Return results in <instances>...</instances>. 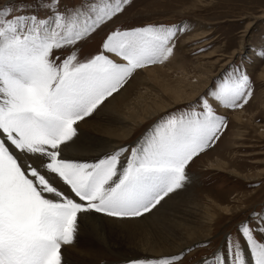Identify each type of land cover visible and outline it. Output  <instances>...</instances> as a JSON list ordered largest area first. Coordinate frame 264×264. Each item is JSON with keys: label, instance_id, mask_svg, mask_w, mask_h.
<instances>
[{"label": "snow or ice", "instance_id": "obj_1", "mask_svg": "<svg viewBox=\"0 0 264 264\" xmlns=\"http://www.w3.org/2000/svg\"><path fill=\"white\" fill-rule=\"evenodd\" d=\"M133 2L7 0L0 6V264H73L69 250L81 233L105 237L103 219L151 215L186 188L190 164L220 139L227 117L219 109L250 101L247 65H229L135 143H86L81 123L138 71L169 60L189 27L186 21L113 23ZM105 25L111 27L99 48L82 54L79 45ZM254 55L264 58V49ZM211 244L206 238L161 256L123 257L122 264H185L194 248ZM249 261L264 264V206L248 211L196 264Z\"/></svg>", "mask_w": 264, "mask_h": 264}, {"label": "rangeland", "instance_id": "obj_2", "mask_svg": "<svg viewBox=\"0 0 264 264\" xmlns=\"http://www.w3.org/2000/svg\"><path fill=\"white\" fill-rule=\"evenodd\" d=\"M6 3L7 0H0V6ZM180 21L189 22V27L179 38L175 56L138 71L124 88L136 102L138 115L157 110L156 114L134 123L130 139L119 142L135 143L164 113L179 109L204 93L213 78L229 65H247L253 85L250 101L242 108L219 109L227 117V127L220 139L190 164L187 171L191 182L178 192L182 195L178 205L194 206L200 212L196 219L200 224L199 239L190 244L212 239L211 245H201L187 254L185 264H196L199 257L222 245L224 235L234 231L248 211L264 206V58L254 55L264 49V0H134L113 23ZM109 27L105 25L82 42V54L97 50ZM148 67H156V71L147 72ZM177 85L185 86V91L172 90ZM163 106L166 107L162 110ZM189 189L195 194L193 201L184 194ZM123 257L128 256H115L109 264H117L118 260L122 264Z\"/></svg>", "mask_w": 264, "mask_h": 264}, {"label": "bare ground", "instance_id": "obj_3", "mask_svg": "<svg viewBox=\"0 0 264 264\" xmlns=\"http://www.w3.org/2000/svg\"><path fill=\"white\" fill-rule=\"evenodd\" d=\"M146 70L151 73L156 71V67H148ZM183 87L185 86L177 85L175 88L172 87V90L182 93L185 91ZM121 94L123 95L120 96ZM129 96V93L124 89L119 94H114L96 114L81 123L83 139L86 143L97 146L120 145V140L130 139L133 125L146 121L149 116L156 114L157 110L150 115H138L139 110H136V102H133ZM165 107L163 106L161 109L163 110ZM186 191L184 193L186 199L192 200L195 197L194 192H191L190 189L189 192ZM181 196L178 193L175 194L157 211L142 219L123 222L103 219L105 237L96 239L90 233H81L78 242L69 250L73 264H109V260L115 256H119V258L120 256L129 257L140 254L161 256L165 253L178 252L186 244H190L193 239L198 240L197 230L200 225L196 222L198 208L190 205L184 207L178 205L177 201L182 199ZM172 220L175 221L171 223Z\"/></svg>", "mask_w": 264, "mask_h": 264}]
</instances>
